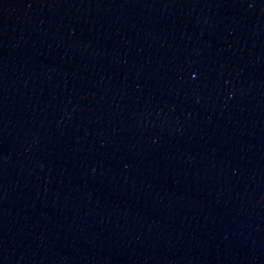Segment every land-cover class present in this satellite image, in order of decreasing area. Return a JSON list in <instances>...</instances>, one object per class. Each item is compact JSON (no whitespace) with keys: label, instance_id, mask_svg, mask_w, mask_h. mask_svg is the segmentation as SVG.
Returning <instances> with one entry per match:
<instances>
[{"label":"water","instance_id":"water-1","mask_svg":"<svg viewBox=\"0 0 264 264\" xmlns=\"http://www.w3.org/2000/svg\"><path fill=\"white\" fill-rule=\"evenodd\" d=\"M0 264H264V0H0Z\"/></svg>","mask_w":264,"mask_h":264}]
</instances>
